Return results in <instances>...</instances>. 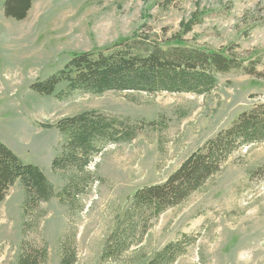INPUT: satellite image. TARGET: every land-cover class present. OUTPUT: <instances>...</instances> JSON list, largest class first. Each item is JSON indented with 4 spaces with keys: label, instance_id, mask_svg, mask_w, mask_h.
<instances>
[{
    "label": "rangeland",
    "instance_id": "374dc122",
    "mask_svg": "<svg viewBox=\"0 0 264 264\" xmlns=\"http://www.w3.org/2000/svg\"><path fill=\"white\" fill-rule=\"evenodd\" d=\"M5 2L0 0V141L24 163L39 166L56 192L28 239L47 248L46 264H60L62 240L75 233L76 264H107L102 252L136 191L164 182L241 112L264 103V0H32L23 20L6 16ZM141 28L154 39L176 36L190 46L231 49L255 73H219L216 87L204 95L77 91L61 98L65 84L52 95L32 89L75 53L110 46ZM89 111L142 130L131 141L106 145L89 167L96 180L73 204L60 197L70 175L52 168L63 151L56 125ZM24 197L18 181L0 202V264H18ZM184 235L193 241L174 264H264V142L234 152L203 189L164 212L134 249L150 259Z\"/></svg>",
    "mask_w": 264,
    "mask_h": 264
},
{
    "label": "trees",
    "instance_id": "16d2710c",
    "mask_svg": "<svg viewBox=\"0 0 264 264\" xmlns=\"http://www.w3.org/2000/svg\"><path fill=\"white\" fill-rule=\"evenodd\" d=\"M31 7L32 0H6L5 15L23 20ZM143 29L102 49L75 53L59 72L34 83L32 89L52 95L59 85L65 84V91L59 94L61 98L77 91L93 95L109 91L204 95L216 87L219 73L238 69L255 73L252 64L246 66L231 49L224 52L190 46L176 36L154 39L149 30L144 32ZM56 127L62 137L63 151L53 160L52 168L70 175L60 197L64 199L66 196L73 204L96 180L89 167L106 145L131 141L142 130V126L129 120L95 111L65 118ZM262 142L264 103H258L241 112L229 128L205 142L164 182L136 191L122 221L106 244L101 261L107 264H174L193 239L184 235L182 240L167 244L149 259L147 253L138 247L154 222L164 212L181 205L203 189L221 172L234 152ZM18 181L25 192L23 240L18 264H46L47 248L29 240L28 235L39 229L45 216L43 204L55 196V188L39 166L24 163L0 141V202ZM76 244L75 233L63 238L60 264L77 263ZM135 246L138 247L134 249Z\"/></svg>",
    "mask_w": 264,
    "mask_h": 264
}]
</instances>
